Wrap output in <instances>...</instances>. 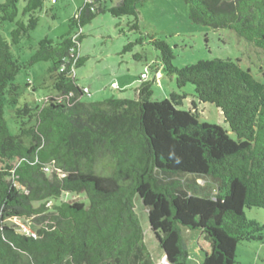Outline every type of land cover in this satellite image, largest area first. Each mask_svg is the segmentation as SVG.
I'll return each instance as SVG.
<instances>
[{
  "label": "trees",
  "instance_id": "obj_1",
  "mask_svg": "<svg viewBox=\"0 0 264 264\" xmlns=\"http://www.w3.org/2000/svg\"><path fill=\"white\" fill-rule=\"evenodd\" d=\"M144 1L108 7L105 0H85L65 34L41 39L24 61L11 47L37 26L44 0H25V21L16 20L17 0L0 2V20L16 24L9 41L0 34V264H156L135 199L147 210L167 264H189L183 230L198 234L200 264H237L240 242L264 240V225L245 217V209H264V68L256 78L238 59L218 57L175 67L169 45L150 37L160 53L154 71L175 79L168 100H151L145 73L133 98L82 100L90 90L74 76L87 60L78 51L80 28L107 12L133 16L129 30L137 31ZM183 2L191 22L233 30L264 52V0ZM135 43L140 40L122 52ZM38 62L49 63L54 93L41 106H18L15 76ZM187 84L194 94L184 110ZM25 86L35 91L29 79ZM207 103L221 111L228 129L200 121L197 106ZM6 105L14 106L15 134L7 128Z\"/></svg>",
  "mask_w": 264,
  "mask_h": 264
},
{
  "label": "rangeland",
  "instance_id": "obj_2",
  "mask_svg": "<svg viewBox=\"0 0 264 264\" xmlns=\"http://www.w3.org/2000/svg\"><path fill=\"white\" fill-rule=\"evenodd\" d=\"M3 0H0L2 2ZM44 0L40 10H36L37 26L29 32V37L22 38L21 42L11 47L20 61L27 59L33 52L36 44L43 38L57 40L65 34L69 27V18H72L85 0ZM117 0H105L109 7ZM25 0H17L16 20H26L21 12ZM137 20L139 29L129 30L133 16L113 17L109 13L98 14L89 24L80 28L83 37L78 45L79 54L87 58L84 63L75 69V79L79 86L90 90L87 97H82L84 102L104 100L110 96L135 97V89L139 84L141 74L145 73L148 81H152L153 95L151 100L169 99L172 92L177 91L174 78L168 77L161 69L155 72L153 67L158 63L160 54L150 42V37L155 40L165 41L169 45L173 59L171 65L180 67L183 64L194 63L199 59L218 57L221 59H238L243 69H249L256 78H261L260 71L264 68V52L243 38L237 37L233 30L214 29L209 26L196 24L188 19V7L183 0H145L137 7ZM16 26L15 22L0 20V34L9 41V33ZM74 30H76L74 28ZM130 51L122 52L123 46L128 42H138ZM139 55L140 57H135ZM48 62L34 63L22 69L15 76L14 82L20 86L19 105L24 102L32 106H41L42 100L51 90L48 80ZM157 68V67H156ZM157 76V77H156ZM156 77V79H155ZM30 80L35 87L31 91L26 87ZM124 83L125 92H119ZM117 85V88L116 85ZM182 90L188 94L183 100L184 110H189L193 86L187 84ZM180 92V91H179ZM14 106L6 105L4 117L7 128L11 134L16 133ZM199 119L203 122L216 123L228 129L222 121V113L213 104H199ZM230 133V132H229ZM232 138L233 134L230 133ZM199 184L203 181L197 180ZM83 199L82 196L72 198ZM63 198V197H62ZM65 199L69 196L64 197ZM147 210L139 199H135V213L137 214L144 235L147 250L156 264H165L166 260L158 247V242L150 230ZM247 220H254L264 225V209H245ZM8 223L21 226L24 222L8 219ZM183 237L188 244L189 264H200L202 254L197 247V233L183 230ZM237 264H264V240L242 241L235 248Z\"/></svg>",
  "mask_w": 264,
  "mask_h": 264
},
{
  "label": "built area",
  "instance_id": "obj_3",
  "mask_svg": "<svg viewBox=\"0 0 264 264\" xmlns=\"http://www.w3.org/2000/svg\"><path fill=\"white\" fill-rule=\"evenodd\" d=\"M146 76H145V74H142L141 75V78H145ZM19 227V226H18ZM19 229L21 230V231H23V232H28V231H30V229L25 225V224H21V226L19 227ZM165 264H167L166 262H165Z\"/></svg>",
  "mask_w": 264,
  "mask_h": 264
},
{
  "label": "crops",
  "instance_id": "obj_4",
  "mask_svg": "<svg viewBox=\"0 0 264 264\" xmlns=\"http://www.w3.org/2000/svg\"><path fill=\"white\" fill-rule=\"evenodd\" d=\"M156 77H157V76H156ZM126 86H128L127 83H124L123 86H121L120 88L123 89V88H125ZM135 94H136V93H135ZM134 96H135V95H134Z\"/></svg>",
  "mask_w": 264,
  "mask_h": 264
},
{
  "label": "water",
  "instance_id": "obj_5",
  "mask_svg": "<svg viewBox=\"0 0 264 264\" xmlns=\"http://www.w3.org/2000/svg\"><path fill=\"white\" fill-rule=\"evenodd\" d=\"M164 258H165V260L167 261V258H166V256H165Z\"/></svg>",
  "mask_w": 264,
  "mask_h": 264
},
{
  "label": "clouds",
  "instance_id": "obj_6",
  "mask_svg": "<svg viewBox=\"0 0 264 264\" xmlns=\"http://www.w3.org/2000/svg\"><path fill=\"white\" fill-rule=\"evenodd\" d=\"M167 262V261H166Z\"/></svg>",
  "mask_w": 264,
  "mask_h": 264
}]
</instances>
